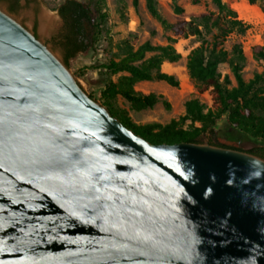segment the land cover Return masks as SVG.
Here are the masks:
<instances>
[{"label": "water", "instance_id": "water-1", "mask_svg": "<svg viewBox=\"0 0 264 264\" xmlns=\"http://www.w3.org/2000/svg\"><path fill=\"white\" fill-rule=\"evenodd\" d=\"M0 264H264V159L149 143L0 8Z\"/></svg>", "mask_w": 264, "mask_h": 264}, {"label": "rangeland", "instance_id": "rangeland-1", "mask_svg": "<svg viewBox=\"0 0 264 264\" xmlns=\"http://www.w3.org/2000/svg\"><path fill=\"white\" fill-rule=\"evenodd\" d=\"M65 1L20 0L21 8L15 13L9 11L7 2L0 1V8L56 55L70 70L86 94L100 104V94L105 89V85L110 81L118 82L121 77L127 76L125 73L108 75L102 65L110 60L119 61L128 52L138 50L145 43H150L152 46H171L179 54L177 61L165 60L161 66L162 72L173 75L178 80V87H172L162 81H143L134 85L137 94L143 96L153 94L158 97L159 102L154 107L137 109L123 97L116 98L117 107L125 110L138 125L157 123L166 126L172 121H177L180 128L191 133L195 128H200L201 124L183 120L187 102L198 101L203 105L205 113L209 110H217L218 106L211 89L200 88L199 84L189 76L187 69L188 56L194 49L202 44L211 47L215 36L222 39L215 23L224 27L222 32L227 34L221 47L228 52V60L218 68L224 86L229 90L238 86L232 70V63L237 62L242 65L241 75L245 82L252 81L257 75H262L264 79V61L257 58L254 53L255 47L264 46L262 0H257L255 4H250L247 0H222L234 14H220L213 0H177V5L182 10L180 13L175 11L172 0H157L161 16L169 23L182 21L189 23L181 33L165 29L151 15L145 0H138L137 4L135 0H104L103 11L107 14V22L100 27V30H96L93 48L79 53L69 61L68 65L64 61L63 49L57 45L64 29L57 8ZM78 1L89 3L91 0ZM43 15L50 17L52 21L45 30H43ZM35 24L36 30H34ZM157 54L147 53L144 60L136 64L140 65ZM253 92L264 99V80ZM263 109L264 107L257 109L255 115L264 117ZM209 137L201 136L202 144H209ZM213 137L214 141L236 147L245 153L257 148L261 141L251 134L229 128L227 115L217 123Z\"/></svg>", "mask_w": 264, "mask_h": 264}, {"label": "trees", "instance_id": "trees-1", "mask_svg": "<svg viewBox=\"0 0 264 264\" xmlns=\"http://www.w3.org/2000/svg\"><path fill=\"white\" fill-rule=\"evenodd\" d=\"M8 3L11 13L17 12L20 0H0ZM104 0H91L83 3L78 0H66L57 8V13L64 22L63 32L60 34L57 45L64 51V61L68 65L79 53H84L93 48L96 41V30L107 22V14L103 11ZM151 15L155 17L165 29L175 33H181L189 25L186 21L169 23L164 19L157 7V0H145ZM175 11L182 10L177 5V0H172ZM250 4H255L257 0H247ZM262 11L264 13V0ZM219 9L220 14H234L222 0H213ZM138 0H135V4ZM206 19V17L204 18ZM37 25L35 24L34 30ZM219 29L220 36H215L212 46L202 44L194 49L188 56L187 69L189 76L195 80L203 90L211 89L214 100L218 108L216 111L204 112V107L198 101L191 100L186 104V115L184 121L200 123V128H195L193 132L185 131L179 127L177 121H172L166 126L157 123H147L138 125L132 121L125 110L117 107L116 98L123 97L137 109L152 108L159 99L155 95H139L134 89L137 82L162 81L172 87H178V80L170 74L164 73L161 66L165 60L175 62L179 59V54L171 46H152L150 43L143 44L138 50L128 52L119 61L110 60L102 65L106 74L115 76L127 74L121 77L118 82L110 81L105 85V89L100 94V102L107 109L111 116L118 119L127 129L137 136L145 139L151 144H179L192 143L202 144L200 138L203 135L210 136L209 144L215 147L244 152L236 147L214 141L217 123L227 115L229 128L241 133H248L260 139V145L246 153L264 159V117L255 115L260 107H264V99L254 93V89L264 79L262 75H257L250 82H245L242 75V65L240 62L232 63V70L235 74L238 86L232 90L227 89L221 82V75L218 68L227 62L228 52L221 46L227 34L222 32V27L215 23ZM89 30V32H88ZM198 31V29H197ZM147 53H158L151 59L144 61L140 65L136 63L144 60ZM255 56L264 61V46H257L254 49ZM241 57V53H240ZM90 98L96 101L92 96ZM264 110V109H263Z\"/></svg>", "mask_w": 264, "mask_h": 264}, {"label": "bare ground", "instance_id": "bare-ground-1", "mask_svg": "<svg viewBox=\"0 0 264 264\" xmlns=\"http://www.w3.org/2000/svg\"><path fill=\"white\" fill-rule=\"evenodd\" d=\"M43 17V30L47 29L52 23L51 18L47 17L45 15L42 16Z\"/></svg>", "mask_w": 264, "mask_h": 264}, {"label": "flooded vegetation", "instance_id": "flooded-vegetation-1", "mask_svg": "<svg viewBox=\"0 0 264 264\" xmlns=\"http://www.w3.org/2000/svg\"><path fill=\"white\" fill-rule=\"evenodd\" d=\"M61 18V17H60ZM63 21V20H62ZM63 25H64V22H63ZM88 32H89V30H88Z\"/></svg>", "mask_w": 264, "mask_h": 264}]
</instances>
